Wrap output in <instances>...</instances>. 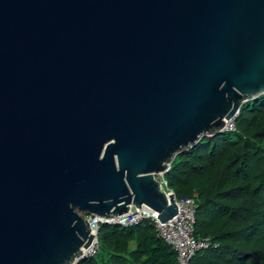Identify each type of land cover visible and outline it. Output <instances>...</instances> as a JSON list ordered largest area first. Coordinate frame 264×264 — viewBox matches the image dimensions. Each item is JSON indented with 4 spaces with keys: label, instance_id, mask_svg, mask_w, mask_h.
Wrapping results in <instances>:
<instances>
[{
    "label": "water",
    "instance_id": "water-1",
    "mask_svg": "<svg viewBox=\"0 0 264 264\" xmlns=\"http://www.w3.org/2000/svg\"><path fill=\"white\" fill-rule=\"evenodd\" d=\"M264 95V0H0V264H74L88 216L146 206L157 175Z\"/></svg>",
    "mask_w": 264,
    "mask_h": 264
},
{
    "label": "trees",
    "instance_id": "trees-1",
    "mask_svg": "<svg viewBox=\"0 0 264 264\" xmlns=\"http://www.w3.org/2000/svg\"><path fill=\"white\" fill-rule=\"evenodd\" d=\"M238 116L235 131L203 137L165 176L178 199L197 194L196 236L213 238L215 247L192 264H264V95L243 104ZM99 241V254L79 264H178L149 220L104 225Z\"/></svg>",
    "mask_w": 264,
    "mask_h": 264
},
{
    "label": "built area",
    "instance_id": "built-area-1",
    "mask_svg": "<svg viewBox=\"0 0 264 264\" xmlns=\"http://www.w3.org/2000/svg\"><path fill=\"white\" fill-rule=\"evenodd\" d=\"M170 169L171 166L168 167L165 173L157 175L156 178L167 197L175 195L176 198L175 192L169 187L165 177ZM197 199V194L180 200L176 198L178 215L167 223H162L158 218L159 214L146 206L142 207L139 212L136 207H131L128 213L112 218L86 217L85 219L89 222L91 233L95 236V239L92 245L82 253L80 260L87 259V257L90 258L91 255L98 253L100 245L98 243V235L102 226L130 228L139 225L145 220H149L154 224L158 237L163 239L176 252L178 264H192L193 259L199 252L215 247L212 237L196 236ZM92 247L95 248L90 251ZM89 251L91 252L90 255L87 254Z\"/></svg>",
    "mask_w": 264,
    "mask_h": 264
},
{
    "label": "rangeland",
    "instance_id": "rangeland-1",
    "mask_svg": "<svg viewBox=\"0 0 264 264\" xmlns=\"http://www.w3.org/2000/svg\"><path fill=\"white\" fill-rule=\"evenodd\" d=\"M246 103H248V102H246ZM245 104V103H244ZM241 110V109H240ZM240 113V112H239ZM239 116H237L236 118H238ZM235 120L236 119H234L233 121H229V122H232L229 126H228V122H227V124H226V129H225V131H235L236 130V127H235ZM229 127V128H228ZM173 163V162H172ZM177 198V197H176ZM177 200H178V198H177ZM180 200V199H179ZM131 207H134V206H131ZM130 207V208H131ZM130 211V210H129ZM137 226V225H136ZM98 243L100 244V241H99V235H98ZM135 247H136V243L135 242H132L131 243V245H130V248L133 250V249H135ZM86 249L85 248H83L82 249V253L85 251ZM95 251V250H94ZM99 251H100V245H99V250H98V253L97 254H94V255H91L90 256V258H93V257H96L98 254H99ZM81 257V256H80ZM88 258V257H87ZM86 259V258H85ZM85 259H82V260H80V258L78 259V260H76V263H74V264H79V262H81V261H83V260H85Z\"/></svg>",
    "mask_w": 264,
    "mask_h": 264
},
{
    "label": "bare ground",
    "instance_id": "bare-ground-1",
    "mask_svg": "<svg viewBox=\"0 0 264 264\" xmlns=\"http://www.w3.org/2000/svg\"><path fill=\"white\" fill-rule=\"evenodd\" d=\"M233 120H234V119H233ZM233 120H232V121H233ZM226 122H228V126H229V125L232 123V122H229V121H226ZM229 127H230V126H229ZM229 127H228V128H229ZM224 131H225V130H224ZM93 248H95V247H92V248L90 249V251H92V250H93ZM90 251L87 253L88 255H90V254H91V252H90ZM84 259H85V258H84Z\"/></svg>",
    "mask_w": 264,
    "mask_h": 264
}]
</instances>
